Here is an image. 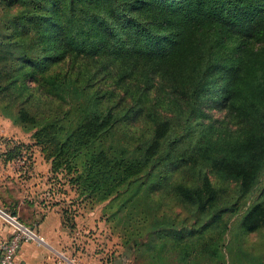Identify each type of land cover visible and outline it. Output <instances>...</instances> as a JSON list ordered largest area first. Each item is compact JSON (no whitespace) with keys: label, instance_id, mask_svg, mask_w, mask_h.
<instances>
[{"label":"trees","instance_id":"16d2710c","mask_svg":"<svg viewBox=\"0 0 264 264\" xmlns=\"http://www.w3.org/2000/svg\"><path fill=\"white\" fill-rule=\"evenodd\" d=\"M0 5V115L29 133L55 179H64L90 208L102 205L123 247L120 256L103 263H157L163 248L186 263L193 254L192 264L216 254L204 235L233 209L214 204L205 214L201 208L196 228L177 226L175 220L161 222L153 193L179 167L199 175L211 166L244 190L264 182V0H0ZM77 59L93 62L95 72L53 68ZM139 72L168 79L171 92L186 103L179 107V121L151 111L144 87L126 108L104 106L86 89L96 74L121 81ZM40 76L38 92L33 81ZM209 102L229 111L233 129L205 121L202 105ZM145 114L148 132L126 130ZM28 150L11 141L4 159L24 156L22 167H28ZM205 191L209 198L211 191ZM176 196L191 206L206 205L189 193ZM262 204L247 212L249 230L258 227ZM62 215L73 229L72 210L63 207ZM143 234L165 240L150 238L153 245L140 251Z\"/></svg>","mask_w":264,"mask_h":264},{"label":"rangeland","instance_id":"374dc122","mask_svg":"<svg viewBox=\"0 0 264 264\" xmlns=\"http://www.w3.org/2000/svg\"><path fill=\"white\" fill-rule=\"evenodd\" d=\"M17 8L16 6L12 7L8 9V12L12 13ZM67 66H71V68L68 69ZM83 67L92 73L96 65L85 59H77L72 63L71 60L62 61L53 68L63 72L70 70L72 73H76ZM95 76L96 78H90L85 82L86 89L89 93L93 92L100 96L104 106L126 108L136 100L138 91L144 87L143 100L146 106L164 119L171 118L179 121V107H186V103L171 92L168 79L161 73L151 72L145 77L139 72L133 77L121 81L103 73ZM40 80L41 76L33 81V88L39 89L38 92L43 91L42 87L38 85ZM202 107L203 117L207 123H212L223 129L235 127L234 121L231 119L232 116L222 105L209 102L204 103ZM147 122L150 120L148 121L145 114L129 122L126 130L136 135L148 132ZM7 123L9 122L7 121ZM206 177L208 181L205 180ZM165 182L159 190L153 193V198L160 204L161 222L167 223L175 220L177 226L185 225L196 228L200 223L196 215L199 214L201 208H203L202 213L209 212L214 204L220 205L222 209L225 207L229 210L233 209L231 212L224 213L220 221L213 226L214 229L204 235V240L210 243L211 248L214 249L216 246V254L211 252L204 254L198 258L197 264H221V257L227 264H264V215L261 212L258 227L254 230H249V226L244 224V218L252 205L263 202L262 207L264 208V182L244 190L239 181L218 175L211 166H205L204 171L199 175L189 172L188 168H174L169 172ZM58 184H61V181L54 183L56 188ZM56 188L53 190L55 193ZM207 188L212 193L209 198L205 191ZM177 192L180 195L189 193L194 201L200 198L206 202V205L199 207L196 203L193 206L185 204L178 200ZM66 203L64 207L71 209L74 213L75 225L73 229H68L72 233V237L68 250L64 249L66 256L74 258L79 264H94L97 262V257L94 256L96 253L100 254L103 261H108L110 258L115 259L121 255L123 251L122 237L114 224L107 220L108 214L102 211V205L90 208L84 201L77 198L73 191L68 194ZM251 203L253 204L250 205ZM253 217L256 219L255 214ZM150 238L154 243H161L165 240V236L156 237L153 234H143L139 238L140 251H143V248L149 250V246L153 245ZM133 250V255H136L137 250ZM169 252L163 248L160 254L164 258L157 263L150 264H192L190 262L193 260V254L190 256L192 260L186 263L176 252L171 255ZM148 253L146 252V254ZM148 255L150 256V254ZM55 263L58 264L56 258ZM123 264H139V262L124 261Z\"/></svg>","mask_w":264,"mask_h":264},{"label":"crops","instance_id":"0c3cea01","mask_svg":"<svg viewBox=\"0 0 264 264\" xmlns=\"http://www.w3.org/2000/svg\"><path fill=\"white\" fill-rule=\"evenodd\" d=\"M8 140L29 146L28 167L5 161L6 149L11 146ZM58 181L61 184L56 188L54 183ZM70 191L73 190L64 179L55 181L50 161L33 145L29 133L0 115V209L33 227L42 239L24 242L12 264H56V254L68 250L72 233L63 223L62 209ZM12 232L11 226L0 215V241L7 240ZM94 256L97 257L94 264L105 263L100 254Z\"/></svg>","mask_w":264,"mask_h":264},{"label":"built area","instance_id":"2783aa9c","mask_svg":"<svg viewBox=\"0 0 264 264\" xmlns=\"http://www.w3.org/2000/svg\"><path fill=\"white\" fill-rule=\"evenodd\" d=\"M13 163L15 165H22L24 163V156L16 158ZM0 215L13 229L12 235L7 240L0 241V264H12L19 248L24 242L42 239L39 238L33 227L26 225L16 216L2 209H0ZM56 256L58 264H79L76 263L74 258L66 256L64 252H58Z\"/></svg>","mask_w":264,"mask_h":264}]
</instances>
